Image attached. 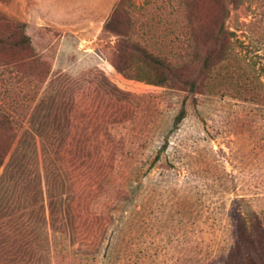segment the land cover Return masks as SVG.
I'll return each instance as SVG.
<instances>
[{"label":"rangeland","instance_id":"374dc122","mask_svg":"<svg viewBox=\"0 0 264 264\" xmlns=\"http://www.w3.org/2000/svg\"><path fill=\"white\" fill-rule=\"evenodd\" d=\"M117 1L0 0V33L30 38L0 63L32 56L0 66V107L23 125L0 172V264H224L246 212L264 221V104L232 94L264 81V0L230 7L237 56L195 98L109 65ZM134 1L132 40L184 44L176 0ZM197 2L209 21L216 0Z\"/></svg>","mask_w":264,"mask_h":264},{"label":"trees","instance_id":"16d2710c","mask_svg":"<svg viewBox=\"0 0 264 264\" xmlns=\"http://www.w3.org/2000/svg\"><path fill=\"white\" fill-rule=\"evenodd\" d=\"M216 2V13L207 21L206 15L201 16L196 13L198 2L176 0L172 13L175 22L182 26L180 29L185 42L171 51L170 55H164L160 52L155 53L132 40L129 33L131 30L121 29L122 24L129 20L125 19L128 15L127 11L136 7V3L134 0H118L105 22L106 31L118 37L114 57L110 59L109 65L127 80L168 86L195 98L206 89L209 73L215 67L217 69L237 56L236 33L229 27L227 21L231 12L230 7H237L244 0H216ZM17 25V30L20 31L18 38L16 30L0 33V48L30 50V38L24 31L26 25L24 23ZM31 58L30 55L22 60H3L0 66L21 65ZM254 80H251L248 88L232 94L244 100L264 104V81L259 80L253 84ZM186 114L187 109L183 103L175 117V126L184 120ZM73 118L74 116H71V129ZM22 127V122L14 121V117L0 107V172L14 151ZM73 147L71 140L64 141L62 150L66 158L71 156ZM224 264H264V221L257 211L246 212L236 242L231 247Z\"/></svg>","mask_w":264,"mask_h":264}]
</instances>
